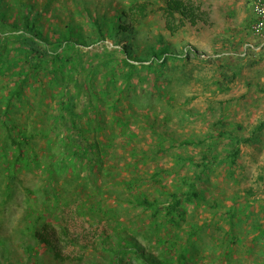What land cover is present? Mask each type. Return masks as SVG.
I'll list each match as a JSON object with an SVG mask.
<instances>
[{
    "label": "rangeland",
    "instance_id": "374dc122",
    "mask_svg": "<svg viewBox=\"0 0 264 264\" xmlns=\"http://www.w3.org/2000/svg\"><path fill=\"white\" fill-rule=\"evenodd\" d=\"M83 1L92 9V6L98 10L116 7L115 0H82L79 4L74 0H50L51 4L45 8L47 12L44 18L47 20L43 27L48 28L47 24L58 22L62 25L61 19L70 20V17L75 22L83 23L85 17L81 18L78 14ZM118 1L128 5L131 0ZM164 1L147 0L150 9L147 16L139 23L135 22L137 32L133 34L129 29L130 38L122 43L138 41L141 47L142 40L156 43L161 40L171 53L178 56L167 60L157 78L152 70L140 69L128 84L123 83L122 86L129 88L124 97L131 98V102L126 98L115 100L116 92L104 99L115 102L116 109L113 110L109 102L100 106L103 110L101 118L104 119L101 125L104 128L97 137L108 146L100 154V167H96L92 177L84 179L87 168L83 163L79 166L71 160L64 167L65 164L55 156L54 166L60 171H23L16 177L11 194L7 196L4 195L5 178L3 180L0 167V224L2 234L9 238V249L15 257L23 258V252L19 235L13 231L15 227L20 229L24 226L22 215L29 206L42 213L43 224L50 226L49 229L59 236L60 254L66 258L63 264H69V258L76 257L82 259L80 264H106L109 254L105 248L117 246L119 241L110 226L117 225L120 226L118 231L123 234L131 232L145 251L157 255L158 250L148 247L156 245L154 230L149 228L152 217L148 212L132 207L127 201L132 195L120 183L122 179H130L132 172L137 170L143 173L146 189L153 196L161 197L159 192L181 184V176H192L199 171L195 165L179 159L182 156L194 157L195 163H199L202 145L198 141H203L214 149L217 163L203 175L204 181L199 186L205 200L187 204L185 222L179 225L180 236L184 237L185 225L201 227L192 238L188 262L260 264L259 258L264 257V236L256 238L254 226L260 224L264 227V126L252 142L239 146L235 163L232 164L229 158L225 159L227 149L233 146L234 137L247 138L264 122V82L257 81L258 78L253 76L256 61L264 59V47L260 46L251 31L256 0H189L197 14L196 23L190 24L176 14L175 22L182 21L183 24L174 33L165 27ZM10 12L14 13L13 10ZM121 44L106 39L84 48V51L101 53L105 49L115 51L118 57H122L118 50ZM114 77H119L117 85H120L122 78ZM44 79H48L44 76L42 81L49 96L46 93L45 96L37 95V99L43 100L41 111L57 112L59 96L55 92H59L60 87H49ZM93 80L96 81L95 88H102L101 76ZM24 95V100L36 103L34 91L26 89ZM166 95L171 98H166ZM50 108L52 110L49 111ZM27 111L29 108L19 112L20 122ZM114 116L130 117L132 123L125 127L116 125ZM34 121L31 126H35L32 125ZM151 121H154V129L149 126ZM155 130L166 135L163 147L173 145L176 140H190L191 143L175 145L154 154L159 142ZM122 131L135 135L131 140L123 135L119 138ZM52 136L50 133L49 137ZM39 144L43 154L45 142ZM131 147L147 152V163L139 162L137 169L132 164ZM157 167L162 172L152 178L150 174L155 173ZM82 185L88 186L85 191L81 189ZM146 189L140 185L133 192ZM93 192L97 200L95 211L114 209L112 214L103 215L99 211L90 214L82 203ZM231 207L236 209L237 216L230 220L227 210ZM162 229V232L166 231L164 227ZM230 229H234L235 233ZM228 231L238 237L231 248L229 243L232 237ZM104 235L108 244H101ZM39 253H42L39 255L44 264L59 263L58 260L53 262L51 253L45 250L43 243L40 244ZM123 264L141 262L127 255Z\"/></svg>",
    "mask_w": 264,
    "mask_h": 264
},
{
    "label": "trees",
    "instance_id": "16d2710c",
    "mask_svg": "<svg viewBox=\"0 0 264 264\" xmlns=\"http://www.w3.org/2000/svg\"><path fill=\"white\" fill-rule=\"evenodd\" d=\"M80 1L82 0H74L77 4ZM83 2L81 9L78 10L81 18L85 17L83 23L71 20L72 17L70 20L60 17L63 21L62 25L59 22L54 25L49 23L46 26L48 28H44V22L47 20L44 18L47 12L45 8L51 4L50 0L45 3L32 0H0V167L3 180L5 178L4 195L10 196L13 182L23 171L39 169L49 173L60 171L54 166L55 156L62 164L71 160L79 166L83 163L87 168L84 179H90L96 167H100V154L108 146L101 143L97 137L98 132L104 128L101 125L104 119L101 118L103 110L100 106H105L109 102V98L104 99L113 96L112 92H116L115 100L121 101L122 98H126L124 96L129 91L127 85L122 86V84H128L140 72V69L152 70L157 78L167 60L176 59L178 56L171 53L167 44L161 40L158 43L142 40L141 47L138 41L122 43L124 39L130 38L129 29H132L133 34L137 32L135 22L139 23L147 16L150 10H148L147 0H131L128 5L115 0L116 7L103 10H98L94 6L92 9L86 5L87 2ZM164 2L165 27L171 33L183 24L182 21L175 22L176 14L190 24L196 23L197 14L189 0H165ZM12 10L14 13L10 12ZM67 16L69 17L68 14ZM106 39L113 40L114 44L122 43L118 48L122 57H118L115 51L109 52L105 49L101 53L84 51V48ZM117 70L121 73H117ZM98 75L103 79V86L99 90L94 87L96 81L93 80ZM116 75L123 80L120 85H117L119 77L116 79L114 77ZM42 76L47 77L48 80H44L49 87H60L59 92H55L59 96L57 112L50 111L52 108L49 109L50 112L45 109L41 111L43 100L37 99V95L45 96L46 93ZM153 86H155L154 83ZM26 89L35 92L36 103L24 100ZM46 95L49 96L47 93ZM165 97L171 98L169 95ZM126 99L131 102L129 101L131 98ZM109 103L115 110V102ZM27 108L29 111L20 122L19 112ZM114 117L116 125L125 127L132 123L130 117ZM33 121L32 125L35 126H31ZM151 122L149 126L154 129V121ZM263 126L264 122L260 123L247 138L234 137L233 146L227 149L225 159L229 158L232 164L235 163L240 152L239 146L252 142ZM50 133L53 134L52 137H49ZM155 134L159 142L156 144L157 149L154 154L175 145L186 146L191 143L190 140H176L173 145L163 147L166 135L156 130ZM121 135L131 140L135 134L130 132L129 135L122 131L118 137L120 138ZM170 139L173 140L171 137ZM43 141L46 148L41 154L39 143ZM198 143L202 145L199 163H195L194 157L183 158L182 156L179 161L195 165L199 171H195L192 176H181V184L171 190L159 192L161 197L153 196L146 189L147 184L143 173L137 170L132 172L130 179H122L120 184L128 194L132 195V198L127 201L132 207L140 208L152 217L149 228L154 230L156 245L148 247L158 252L157 255L148 253L131 235V232L123 234L118 231L119 225L110 226L111 232L119 241L117 246L115 244L105 248L109 254L106 264H123L127 255H132L141 264H194L188 262L189 251L192 238L201 227L185 225L186 236L184 237L180 236L179 225L185 222L187 204H197L205 200L199 186L204 181L203 175L217 163L214 149L203 141ZM129 153L133 157L134 169L138 168L139 162L147 163L146 151H137L135 147H131ZM43 158L46 160L41 161ZM161 172L162 169L157 167L155 173L150 176L155 178ZM140 185H143L147 191L138 190L134 193L133 191ZM87 187L82 185L81 189L85 191ZM95 198L96 195L93 192L88 194L87 201L84 200L82 203L90 214L98 213V211L103 215L114 212V209L107 212L101 209L95 211L97 209L94 206L97 203ZM205 202L209 203V201ZM235 210L232 207L227 210L230 220L237 216ZM110 218L113 219L112 216ZM22 220L25 221L24 226L20 229L15 227L13 232L19 235L23 258L15 257V254L10 251L9 238L2 234V224H0V264H44L42 256L39 255L42 254L39 253L41 243L45 245V250L51 253L53 262L58 260V264H63L66 258L60 254L59 236L54 230L49 229L50 226L43 224L42 213L29 206L25 209ZM163 227L166 230L164 232H162ZM172 228L175 229L172 230ZM230 230L234 232V229ZM254 230L257 234L256 238L264 236V227L260 224H256ZM230 232L227 233L232 237L229 243L231 248V244L238 237ZM101 244H108L105 235ZM69 259V264H80L82 261L80 257ZM259 263L264 264V257L259 258ZM90 264L94 263L90 262Z\"/></svg>",
    "mask_w": 264,
    "mask_h": 264
},
{
    "label": "built area",
    "instance_id": "2783aa9c",
    "mask_svg": "<svg viewBox=\"0 0 264 264\" xmlns=\"http://www.w3.org/2000/svg\"><path fill=\"white\" fill-rule=\"evenodd\" d=\"M251 31L260 42V46L264 47V0H256L253 5V21L251 23Z\"/></svg>",
    "mask_w": 264,
    "mask_h": 264
},
{
    "label": "crops",
    "instance_id": "0c3cea01",
    "mask_svg": "<svg viewBox=\"0 0 264 264\" xmlns=\"http://www.w3.org/2000/svg\"><path fill=\"white\" fill-rule=\"evenodd\" d=\"M254 67H256V69L253 76L258 78L257 81L264 82V59L256 61Z\"/></svg>",
    "mask_w": 264,
    "mask_h": 264
}]
</instances>
